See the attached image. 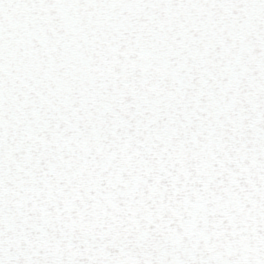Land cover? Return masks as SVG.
<instances>
[{"label":"snow or ice","instance_id":"obj_1","mask_svg":"<svg viewBox=\"0 0 264 264\" xmlns=\"http://www.w3.org/2000/svg\"><path fill=\"white\" fill-rule=\"evenodd\" d=\"M0 264H264V0H0Z\"/></svg>","mask_w":264,"mask_h":264}]
</instances>
